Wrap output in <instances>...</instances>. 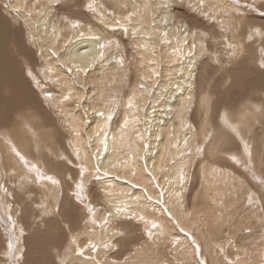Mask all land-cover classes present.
<instances>
[{"label": "rangeland", "instance_id": "1", "mask_svg": "<svg viewBox=\"0 0 264 264\" xmlns=\"http://www.w3.org/2000/svg\"><path fill=\"white\" fill-rule=\"evenodd\" d=\"M25 1L26 4H31V5H33L34 1H36L35 2L36 8L32 9L30 14H34L37 11L41 10V6H39L41 0H25ZM46 1H44L45 4L48 3L50 5H53V7H55V12L57 13V15L55 14L52 17L53 21L56 20L57 18H62L61 21L65 23L64 21L65 18L66 21L70 24V26L67 25L70 27L67 33L69 34L71 31V34L66 35L67 37L66 40L75 36V33L79 31L81 26H86L89 27V29L93 30L94 29L93 22L101 18L103 20L105 19V21H107L108 23L110 22L108 24L109 27L106 29L113 30V32H116L115 36H112L113 37L112 41L115 42L114 44L112 43L113 46H109V45L107 46L106 48L107 50H105V54L103 53L102 55L103 58L102 62L98 64V67H96V69L94 68L93 75L89 79H86V81H89L91 83V87H87L84 91V93L85 92L87 93L84 94L79 90H76L75 89L76 87H73L75 86V84L72 81L73 80L71 78L72 75L69 74L68 71L63 72L61 69H59L56 58H54L53 56L46 57L45 55H43L41 49L39 48V45L35 43V37L30 36V34L28 33V28L26 26V23L24 21H16L13 18L14 15L12 14V12L10 10L9 11L7 10L10 1L0 0V12L2 13L1 15L3 16L2 29L8 30L9 28L12 33H16L14 32V29L20 28L22 33L21 39H23L25 46L29 47L33 51V53L35 52V57H33L34 63L32 65L24 64L22 61L21 66L24 69V75L30 87L35 92L37 99L41 103V106L46 110V112H48V114H50L51 117L49 118H51L52 120L51 121L46 119V122H43V120L39 118L38 115L33 111L24 112L23 115H26L29 118H32L34 120L35 118H37L38 120L37 126L40 132L42 133V134H38V137L43 136V140L39 142V145L34 140L37 145L34 144V146L30 148L29 154L39 158L40 157L39 155H42L40 151H44L43 155L46 156V154H48L47 153L48 149L51 148L50 142H52V145L54 146V152L56 154V159H58L60 163L65 162L66 166L70 170L68 171V168L66 167L65 168L66 170H62L63 175L61 174V178H59L54 172L47 170L49 164L44 163V167H39L35 165L36 161L34 160V158L29 156L28 159L30 163H33L35 166L32 164L31 166L33 167L31 166L27 167L24 166V164H22L21 162L24 170L22 177H20L19 175L20 171H18L17 165H15V163L12 161L14 159V156L16 158L18 156L27 157L24 154V150L21 147V145L16 143L15 137L12 135L13 132L19 134V131L16 130V127H14L12 130H10L7 127H0V162L3 163L6 168H9L11 166H16V170H13L14 171L13 174L15 176L13 175L14 177H12L11 173H7V176H10V178H8L5 181V183L1 184L0 187V203L1 205L3 204L2 206L0 205L1 264H36L30 262L26 258L25 253L27 252V247H31L32 252L34 254L40 252L39 254L41 255L42 262L39 264H89V263L103 264L104 262L107 263L110 259H113L111 258V256L113 255L115 257L117 253L119 254L121 253L119 258L121 262H117L118 264H149V263L151 264L152 262H155L157 258H160L162 260L161 264H191L189 260L187 261L185 260L186 258L183 259V256L180 257L181 261L180 259H177V256L179 254H183V255L187 254L186 251L187 250L191 251L190 247L192 246L193 250H195L196 255L200 257L201 254L203 255V250H204L203 248L204 246L202 244L203 241L201 239L195 238L193 234H189L188 230L184 229L181 225H179V223L174 219V217L170 215L171 213H169V209L168 207H166L167 206L166 203L164 204L165 193L164 192L161 193L160 191L161 190L160 180L167 182L164 183L166 185L167 184L169 185V189L171 188V191L174 193V197L176 198L179 206L182 205L184 206V204L189 205V203H192L193 198L196 197L195 209L189 207L188 213L190 214L193 212L191 218L202 220L199 222V226L197 228H199L202 232L204 231V233L206 232L208 233L207 238L206 235L203 233V235H205L203 237L204 243H208V244L213 243L215 247H217V248H213L215 254H218V251L221 253L223 252L225 255V260H229L230 264H236L234 260H232L231 255L237 253L236 258H243L241 257L242 255L241 251H245L243 247H245L244 243H246V246L250 248L249 256L255 261L254 263H256V259H258L257 264H264V254H263L264 253V230H263L264 219L261 214L262 212H264V161L263 162L259 161L260 158L258 153L259 150H254L252 147L251 149H249L248 146H245L244 147L245 150L243 151L247 159L251 160V157L253 155L256 156V161H255L256 165L254 164L255 162H253L252 160L250 161L251 165L250 164L245 165L246 162L242 163L238 155L236 154L232 155L235 157L236 160L231 159L228 165L231 164L232 166H235L236 168H238V171L240 172V174L238 175L235 174L239 177L237 179L238 184L235 185L229 179L220 177L222 171L225 169H222V163L219 162L220 155H214L211 152V150L207 147V145L211 140V136L207 137L206 141L203 143L197 140V138L192 141L190 140L191 138L189 137L190 136L189 133L193 134L194 131L191 128L188 131V127L185 128L184 126L185 128V129L183 128L184 130L181 128L182 130L180 131L181 133V135H179L180 137L178 136L175 139L176 140L175 145L178 146H175V148L171 150L169 147L168 150H170L169 151L170 155L164 158L165 162L163 164L167 168L163 166L162 171L164 170L165 174H161L159 177L158 176L154 177L152 179V182H155L153 185L150 186V184L149 185L147 184L145 187L144 185H138V184L136 185L134 183H131V181L127 179H120L121 182L119 183L117 181L106 183V185H109L107 189L102 187L104 183H101L102 185H99V181L105 177H103L100 174L101 170L100 169H99L100 171L98 170L99 167H97V162H95L96 166H93L92 168V164L89 161L90 160L89 159L90 157L88 156L89 153H87L88 151L84 148L83 145L80 144L79 146L78 144L79 140L77 138L79 136L78 134L79 132L75 133L76 135L74 136L73 135L74 132L71 131L76 129H78V131L80 130V124L76 123L77 121L76 118L81 117L82 116L81 113H83L84 110L89 108H83L82 110V107H80L79 104L80 102H82L84 105H87L88 100H92V101L95 100L94 103L96 104V108L98 107L100 109L97 108L98 110L97 111L94 110V111L95 112L101 111V113L105 114L111 120L112 127H116V128L119 126L121 127L126 122L122 121L124 117L122 111L124 110V108L121 106L120 101L122 97H124V93L125 95L127 94V87L129 85L130 87H132L131 85L133 84L135 85L137 84V82L141 81L140 71H136V69L137 66H139L141 69H144L140 65V63L142 62V58L147 57L148 54L152 52L155 55L156 53L157 54L159 53L161 58H166V59L169 58V55H171L170 57H172L173 55L176 56L177 51H175L174 47L173 46L170 47V45L164 44V42H166L164 41L165 39H163L162 36L159 37L163 33L161 32V29H159L158 27L156 29L155 26V19L157 18V13L153 9L154 6L151 5L149 11L145 10L144 13L141 12L142 15H140L139 17L140 19H137L136 15L134 17V14L131 12L130 7L129 9L125 10L126 12L121 13L117 10V7L120 8V6L114 7V5L112 6V4L110 5V3H107L105 1L101 4L102 6L101 7L100 5H97L98 4L97 0H74L75 2L73 3L74 4L77 3V8L74 7L73 11H69V9L62 10L65 3L69 4L73 0H69L68 2H66V0H46ZM155 1L162 2L163 0H159V1L155 0ZM198 1L200 2L197 3ZM215 1L209 0L207 2V0L204 1L181 0V3H179L176 6V11H175L176 18L179 23L184 22L187 31L193 33H197V31L198 32L203 31L207 36V38L204 37V39H200V40H197L196 37H194L191 43L194 46V50H193L194 55L195 53L197 55L199 54L198 57L201 60L200 64L196 67L195 70L196 81L198 79V75L200 74L198 73L200 69V65L203 62L209 63L211 65V68L208 70L211 73L212 71L215 72L213 74L214 78H219L222 70H224L223 72H225L227 71V69H230L233 66V64H231L230 62L234 61L233 59L234 57H230V56L233 55L232 52H234L236 48L231 46L233 42H231L229 39H227L226 41L225 38L222 39L221 36H232V35L235 36L234 31H237L235 28L232 29V34H230L231 31L230 25L232 24L230 18L232 19V17H234V14L241 15L243 13L242 15L244 16L245 15L244 13L247 12L248 13L247 15L250 16V19H255L256 22L261 24V26L264 28V0H222V1L215 0ZM207 7L208 9H205ZM123 9H125V7ZM24 10L29 12V8L27 7H25ZM12 11L14 12L13 9ZM200 11L203 14L199 13ZM129 14H131V16H129ZM223 14L224 16H222ZM123 18L127 21L128 25L131 26L137 23L138 24L137 28H139L140 26L141 27L139 28V30L132 31L130 29L129 31L128 29L125 28L127 26L125 25L124 23L125 21ZM243 19L244 17L242 18L239 30L241 29L243 32H245V29H249L247 25H249L250 22L245 21ZM73 20L76 21L74 24L75 25L74 30L76 32L73 31V29L71 28L72 25L71 21ZM148 21L150 22L151 27L148 26ZM151 24H153V27ZM199 25H201L202 28L198 27ZM232 25L235 26L236 25L235 22ZM144 26L146 27V29ZM196 28H198V30ZM150 29L152 31H150ZM118 30H120L121 32L118 33L119 32ZM143 30H145L146 33ZM157 31L161 33H157L158 34L157 35L156 34ZM204 33L203 35L205 36ZM136 34L137 35L139 34L138 36L145 38L144 41L147 40L144 43L148 44V47L151 50L150 53H147L146 55L144 54L141 55L137 53L138 49L141 46H139V44L136 43L137 41L135 42V40L133 39ZM181 34H183V31L180 32V35ZM2 36H5L6 42H8L7 41L8 37H11V36L7 37V34L5 33H2ZM146 37L150 39H147ZM196 40L199 43L200 47L195 43ZM263 41L264 39H262V41H258V45H263L264 44L262 43ZM15 42H17V40ZM117 44H119V46H117ZM11 45L15 49H17L13 43ZM204 47L206 51L203 50ZM256 48H257L256 46L253 47V51H257ZM262 48L264 49V46H262ZM170 50L173 51L170 52ZM167 52L168 54L166 55ZM203 53L205 54V56ZM236 53L237 56L235 57L236 58L240 57L238 60L240 64H242V67L244 66V67H248V69L251 68L254 70L257 68L260 69L261 67V70H264V50L262 55L263 60H259L258 65L254 62L251 63L249 61V55H247L248 57L247 56L244 57V56H239L241 53L240 54L238 52ZM121 54H123V56ZM259 55L261 56L260 53ZM179 61L181 60L180 59L177 61L175 60L174 62L177 63ZM108 62L110 63L108 64ZM170 63L171 62H168V60H166L163 62V65L167 66L169 64L168 66H170L173 63V61L171 64ZM50 68L52 69V73L48 72ZM236 70H241V69H236ZM123 72L125 75H123ZM207 75H208L207 77L209 78L210 74ZM250 76H252V78L255 79L254 72L251 71ZM70 81L72 82L69 83ZM216 82L217 81H212V82H209L207 80L203 81L202 87L204 86L203 89L205 90L208 89L207 91H210L211 89L214 88L212 86L213 83L215 84ZM219 83L220 82L218 81L216 84ZM102 84L104 85L102 86ZM95 86L97 88H95ZM222 86L217 87L218 91L223 92V90L228 88L229 83L228 86L226 85L223 88ZM63 88H65V91L68 95L65 97L64 103L62 104L57 99V96L60 95L61 90ZM100 88L103 91H100ZM261 88H264V83L261 84ZM246 89L247 87H245L244 91ZM236 92H237L236 88L231 91L233 95V99H236L237 97ZM99 93H101L102 95ZM214 98L215 96L212 97V99ZM75 99L76 100L79 99L78 100L79 103ZM184 104L185 103L183 104L181 103L178 108L184 110V106H185ZM187 104L191 105V103H187ZM185 109L190 110L189 121H190V125L194 127L196 125L195 103L192 104V109L186 108V106ZM66 113L68 117L65 115ZM73 115L76 117L74 118ZM17 121L21 122V118H19ZM33 122L34 121H31L30 125H32ZM68 125L69 127H67ZM76 125L79 128L76 127ZM71 128H76V129H71ZM46 132L51 133V135H53L52 140L50 139L47 142L44 141V133ZM28 134L29 132L24 131L25 138L28 141L33 140L31 135ZM68 134H71L72 137L70 138L69 136L71 135ZM7 137H9L8 138L10 139L9 141L5 140ZM71 142L72 144L74 143L73 146ZM11 144H13L14 146V151H15L14 154H11L12 153V149L10 150ZM71 147H73L74 149ZM80 147L82 148L80 149ZM75 148H78V150H76ZM83 149L84 152L81 151ZM79 151H81L82 155H80L81 153ZM5 152L7 154H5ZM7 155H9L11 159L7 160ZM131 156H132L131 158L133 159V160L131 159L132 166L134 167V170H132V172L137 177L136 168L139 165H137L138 163L134 165V162H138V159L136 155H131ZM48 157H49L48 159H53L52 156L51 158L50 156ZM213 164L217 166H213ZM168 166H170V168ZM121 167L122 170L121 169L120 170L123 172L121 171L120 172L125 173L123 170L125 166L121 165ZM210 168L214 170L218 169L219 171L216 170L217 173L214 172L211 175ZM28 169H30V171ZM96 170L97 173L99 174L96 173ZM176 171H178V174L176 173ZM181 172L183 173V175L181 174ZM217 174L218 176L220 175L218 179L221 182H223L220 183V186L225 187V188L223 187L225 194L222 195L221 197L222 200L221 205H218V203L212 200L211 197L208 198L205 195V191L207 190L208 185H211L209 184V181L212 183L213 179L215 178V175ZM163 175L165 177H163ZM25 176H27L28 178ZM63 176H66L65 181L70 183L69 186H71L72 188V191L70 192V196L72 198L71 200L72 202H75V204L73 203L74 206L73 209H75L74 210L75 213L71 217L72 221L71 220L68 221V224H65L62 216H59L58 219L56 218L58 216L59 205L61 204L60 203L61 198L64 197L66 194L69 195L68 190L70 188L68 190L67 189L63 190V187H66L64 181L62 180ZM182 177L183 180H181ZM176 178L179 179L177 180ZM174 179H176L178 182ZM122 180L123 182L124 181L125 182L123 183ZM29 181L30 183H28ZM40 181H42V183ZM110 181H112V179ZM126 183H129V185L128 184L125 185ZM77 185H79V187H77ZM121 185H124L123 188L126 187L124 188L126 191L123 188H120L122 187ZM116 186H120V187L118 188ZM172 186L174 187L172 188ZM58 187L61 190H59ZM245 188L246 190L248 188L249 192H247ZM111 189L113 191H111ZM116 189L117 192L114 191ZM55 190L57 191L56 193ZM78 192L81 194L78 195ZM210 193L214 195L212 190L209 191V194ZM58 194L61 196H59ZM120 194H122L121 197ZM3 197H5V200ZM75 197H77V200L75 199ZM46 205L49 208L46 207L47 209H45ZM55 206H57V208ZM88 206L91 208H89ZM111 208L115 209L114 213L118 215L115 221L109 217ZM233 209H235V211ZM215 211H220V214L223 216L227 215L226 216L227 219H230L232 217L233 212H236L238 221H240L239 224L241 226V231L236 230L234 232V226H231L230 224V232L227 228L222 229L223 240H220V238L216 239L218 238L217 233H219V230H221V228L219 229L218 228L219 225L213 222L212 220H210L211 216H209L210 212L213 213ZM104 212L106 213V215ZM48 213L49 215H46ZM248 214L250 216H248ZM16 215L19 216L17 217L18 219L16 218ZM8 216L10 219L8 218ZM256 217L260 221L261 225L258 224V220L256 219ZM55 218H56L55 222L59 223V226L56 223L57 227L53 225L48 229L47 227L48 223L52 222L51 220H54ZM191 218L188 221H190ZM250 219L252 220V222ZM17 220H19L20 222ZM124 222L126 225H123L122 228H125V230L118 231L116 228L117 223L119 224ZM27 224L29 225L30 228L26 227ZM249 224L252 225L250 226ZM96 226L99 227L97 228ZM112 227L113 229H111ZM252 229L253 230L255 229L254 232ZM21 230H23L24 232ZM215 231L217 236L215 235ZM157 232H159V234ZM232 233L235 234L236 236L238 234L235 242L233 241L234 235H232ZM250 236L253 237L250 238ZM18 237H20L21 240L19 239L18 242H16ZM28 238L31 239L27 240ZM244 238L246 241H244ZM89 239L94 240L96 243L94 245H91L90 248L88 247L86 248V246L83 248V245H85L87 240ZM232 241L235 243V245L232 243ZM8 243H10L9 252L7 253V255H4V251ZM227 243L229 245L228 247H225V244ZM257 246L260 247L258 248ZM240 248L241 251L238 250ZM35 250H37V252ZM20 251L22 253L19 254ZM198 256L197 259L201 264H209L208 256H206V254L203 256L206 257L204 258L205 261L200 260ZM84 260L86 263L84 262ZM115 260L116 259H113V261ZM240 260L242 261L243 259ZM249 261L253 263V261L251 260ZM249 261L248 263H250Z\"/></svg>", "mask_w": 264, "mask_h": 264}, {"label": "bare ground", "instance_id": "2", "mask_svg": "<svg viewBox=\"0 0 264 264\" xmlns=\"http://www.w3.org/2000/svg\"><path fill=\"white\" fill-rule=\"evenodd\" d=\"M9 1H10V4H9L7 10L8 11L10 10L12 12V14L14 15L13 18L16 21H24L26 23V26L28 28V33L30 34V36L35 37V43H37L39 45V48L41 49L43 55H45L46 57L53 56L54 58H56L57 62H58L59 69H61L63 72L68 71L69 74L72 75L71 78L73 79L72 81L75 84V86H73V87H76L75 89L79 90L82 93H84V91L87 87H91V83L89 81H86V79H89L93 75L94 68L96 69V67H98V64L100 62H102V59H103L102 55H103V53L105 54V50H107L106 49L107 46L108 45L113 46L112 43L114 44V42H115V41H112V39H113L112 36H115L116 32H113V30L106 29L109 27L108 24L110 22L108 23L107 21H105V19L103 20V19L99 18L98 20H95L93 22V25H94L93 30L89 29V27L81 26L79 31L76 32L74 30V28H75L74 24L76 21L73 20V21H71L72 22L71 28L73 29V31L76 32L75 36L66 40L67 39L66 35L71 34V31L69 34L67 33L69 31L70 24L66 21L65 18H64L65 23L61 21L62 18H57L56 20L53 21L52 17L55 14L57 15V13L55 12V7H53V5H50L48 3L47 4L44 3V1H46V0H41L40 4L38 3L39 6H41V10L37 11L34 14H30V12L32 9L36 8V5H35L36 1H34V3L31 1L33 3V5L26 4L25 0H9ZM68 1L69 0H66V2H68ZM104 1L107 3H110V5L112 4V6L114 5V7L120 6V8L117 7V10L121 13L126 12L125 10L129 9V7H130L131 12L134 14V17L136 15L137 19H140L139 17H140V15H142L141 12L144 13L145 10L149 11L150 10L149 8H151V5H153L154 6L153 9L157 13V18L156 19L153 18V19H155L156 29L158 27L159 29H161V32L163 33L161 35L159 34L160 35L159 37L162 36V38L165 39L164 41H166V42H164V44L170 45V47H172V46L174 47L175 51H177V54L176 53H174V54H176L177 57L175 55L170 57L171 55H169V58L166 59V58H161L159 53L158 54L156 53V55L153 52L150 53L151 50L149 49L148 44L144 43L147 40L144 41L145 38L138 36L139 34L135 35V37L133 39L135 40V42L137 41L136 43H138L139 46H141L138 49L137 53H139L141 55L142 54L146 55L147 53H150L152 55L148 54L147 57L142 58V62L140 63V65L144 69H141L139 66H137V69H136V71H140L141 81L137 82V84H135V85L134 84L131 85L132 87H130V85H129L127 87V94L125 95V93H124L125 98L122 97V99L120 101L121 106L124 108V110L122 111V113L124 115L122 121L126 122L121 127L120 126L117 128L112 127L111 120L105 114L101 113V111L100 112L98 111L99 113L95 112L98 109H100L98 107H97L98 109L96 108V104L94 103L95 100H93V101L88 100L87 105H84L82 102H80L79 105H80V107H82V110H83V108H89V109L84 110L83 113L80 112L82 115L81 117H78V115H77L78 118H76L77 119L76 123L80 124V130L78 131V129H76V128H71V129H76V130H71V131L74 132V134H73L74 136L76 135L75 133L79 132L78 133L79 136L77 138L79 140L78 141L79 146H80V144L83 145L84 148L88 151L87 153H89V155L87 153L86 154L90 157L89 161L92 164V168H93V166H96L95 162H97V167H99L98 170L99 169L101 170V171L99 170L101 172L100 174L103 177H105L99 181V185H102L101 183H104V185H102V187L108 189L109 185H106V183H108V182L111 183L113 181H117L119 183V182H121L120 179H127V180L131 181V183H134L136 185L137 184L138 185H144L145 187L147 184L148 185L150 184V186L153 185L155 183V182H152V179L154 177H157V176L159 177L161 174H165L164 173L165 171L164 170L162 171V167L164 166L163 163L165 162L164 158H166V156L170 155L169 151L171 149H174L175 146H178V145H175V143H176L175 139L179 135H181L180 131L184 128V126H185V128L188 127V131L190 128L194 131L193 134L195 136L189 132H186V133H189V135H190L189 137L191 138L190 140H192V141L197 138V140H199L203 143L206 141L207 137L211 136V140H210L209 144L207 145V147L211 150V152L214 155H220L219 156V159H220L219 162L222 163V169H225L222 171L221 176L220 175L219 176L222 178L229 179L235 185L238 184L237 179L239 177L237 175L240 174V172L238 171V168H236L235 166H232L231 164L228 165V163L231 159L236 160L235 157L232 155H234V154L238 155V157L242 163L246 162L245 165H248V164L251 165L250 161L252 160L253 162H255L256 156L253 155L254 157L252 156L251 160L247 159V157L243 153V151L245 150L244 147L248 146L249 149H251V147H252L254 150H259L258 151L259 156H260L259 161H261V162L264 161V88H261V84L264 83V70H261V67H260V69L257 68L255 70L251 69V68L248 69V67H244V66L242 67V64H240V62L238 60L240 57L236 58L235 56H237L236 52H238L239 54L241 53L239 56L246 57L247 55H249V61L251 63L254 62L258 65L259 60H263L262 55H263L264 49L262 48V46H264V44L258 45V41H262V39H264V28L261 26V24L257 23L255 19H250V16L247 15L248 14L247 12L244 13L245 14L244 16L242 15L243 13L241 14L242 16L234 14V17H232V19L230 18V20H231L232 24L235 22L236 25L235 26L232 24L230 25V27H231L230 28L231 29L230 34H232V29L235 28L237 30V31H234L235 36H233V35L232 36H221L222 39L225 38L226 41H227V39H229L231 42H233V44L231 46L236 48L234 50V52H232L233 55L230 56V57H234L233 58L234 61L230 62L231 64H233V66L230 69H227V71H225V72H223L224 70H222L219 78H214L213 74L215 72L212 71V73H211L208 70L211 68V65L209 63L203 62L200 65V69L198 68L199 69L198 73H200V74L198 75V79L196 81V77H195L196 71L195 70H196V67L200 64L201 60L198 57L199 54L197 55L195 53V55H194V53H193L194 46L191 43H192L194 37H196L197 40H200V39H204V37L207 38V36L203 31L202 32L205 34V36L203 35V33L201 31H200L201 33L198 31H197V33L189 32L186 30V25H184V22H181V23L178 22V20L176 18L175 11H176V6L179 3H181V0H163L162 2H157L155 0H134V1L133 0H97V2H98L97 5L101 6V4ZM208 1L209 0H207V2ZM220 1H222V0H220ZM73 2H75V1L73 0L69 4L65 3L62 10L69 9V11H73L74 7L77 8V3L74 4ZM199 2L200 1H198L197 3H199ZM215 3H216V1H215ZM227 4H229V3H227ZM217 6H219V5H217ZM25 7L29 8V12L24 10ZM124 7H125V9H123ZM203 7H202V9H203ZM20 8H23V9H20ZM217 8H219V7H217ZM235 8H237V7H235ZM12 9L14 10V12L12 11ZM205 9H208V7ZM232 9H234V8H232ZM106 11H108V10H106ZM115 12H117V11H115ZM241 12H242V10H241ZM199 13H201V11ZM1 14L2 13L0 12V127H7L10 130H12L14 127H16V130L19 131V134H16V132H13L12 135L15 137L16 143L21 145V147L24 150V154L27 156V157L18 156L17 158L14 156V159L12 161L15 163V165H17L18 171H20V173H19L20 177H22L23 170H24V168L22 167V164H24V166H27V167H29L33 164V163H30V161L28 159V157L30 156V157L34 158V160L36 161L35 165H37L39 167H44V163L49 164V166H48L49 169L47 168V170L54 172L59 178H61V174L63 172L62 170H66L65 168L67 166H66L65 162L60 163L58 161V159H56V154L54 152V146L52 145V142H50L51 148L48 149V151L45 149L48 153V154H46V156L43 155L44 151H40V153H42V155H39L40 156L39 158L29 154L30 148L33 147L34 144H36V143L39 145V142L41 140H43V136L38 137V134H42V133L40 132V130L37 126V124H38L37 118L34 117L35 120L32 118H29L26 115H23L24 112L33 111L34 113H36L38 115L39 118H41L43 120V122H46V119L51 120V118H49L51 116L41 106V103L37 99L35 92L32 90L28 81L26 80L25 75H24V69L21 66L22 61L24 64L32 65L34 63L33 57H35V52L33 53V51L29 47L25 46L23 39H21L22 33H21L20 28L14 29V32H16V33H12L9 28H8V30L2 29L3 16ZM201 14H203V13H201ZM152 15H154V14H152ZM217 15H219V14H217ZM129 16H131V14H129ZM222 16H224V14ZM220 17H221V15H220ZM243 17H244L243 20L250 22V24L247 25V27L249 29H245V32H243L241 29L239 30V27H240V24H241ZM213 19H214V17H213ZM121 21H122V19H121ZM124 21L123 22L127 26L125 28L128 29L129 31H130V29L132 31L133 30H139V28L141 27L140 26L139 28H137L138 27L137 23L130 26V25H128V23L125 19H124ZM208 22H209V20H208ZM219 22H220V20H219ZM210 23H212V22H210ZM119 24H120V22H119ZM67 25H69V26H67ZM151 25L153 27V24H151ZM148 26L151 27L149 21H148ZM253 26H256V27H253ZM198 27H201V25H199ZM255 28H257V29H255ZM145 29H146V27H145ZM196 29L198 30V28H196ZM115 31H117V30H115ZM118 31H119L118 33L121 32L120 30H118ZM143 31L145 32V30H143ZM150 31H152V30L150 29ZM181 31H183V34L180 35ZM147 32H149V31H147ZM161 32L157 31L156 34L161 33ZM2 33L7 34V37L11 36V37H8V40H7L8 42H6V38H5V36H2ZM226 33H228V32H226ZM108 35H111V36H108ZM2 37H3V40H2ZM147 39H150V38H147ZM16 40H17V42H15ZM197 40L195 43L200 47ZM161 41H163V40H161ZM194 41H195V39H194ZM12 43L14 44V46L17 49L12 47V45H11ZM262 43H264V41ZM117 46H119V44H117ZM255 46L257 47L256 48L257 51H253V47H255ZM116 49H118V48H116ZM14 50H16V51H14ZM203 50H205V47ZM153 51H155V50H153ZM165 51H166V49H165ZM172 51L170 50V52H172ZM259 53L261 54V56L259 55ZM167 54H168V52L166 53V55ZM121 55L123 56V54H121ZM204 56H205V54H204ZM179 59L181 61H179L177 63L174 62L175 60L177 61ZM166 60H168V62H171V63L173 61L174 66H173V63L172 64L170 63L171 64L170 66H168L169 64L167 66L163 65V62ZM140 61H141V59H140ZM109 63L110 62H108V64ZM106 67H107V65H106ZM174 67H176L178 70ZM236 69H241V70H236ZM55 71H58V70H55ZM251 71L255 73V79H253L252 76H250ZM48 72L52 73V69L50 68V70ZM85 72H88V73H85ZM207 74H210L209 78L207 77L208 76ZM123 75H125L124 72H123ZM54 77H55V75H54ZM206 80L209 82H212V81L218 82L219 81L220 83L219 84H216L217 82L215 84L213 83L212 86L214 88L212 87L213 89H211L210 91H207L208 89L205 90V89H203L204 86L202 87L203 81H206ZM72 81H70L69 83H71ZM228 83H229V86H228ZM103 85L104 84H102V86ZM226 85L228 86V88L223 90V92L218 91L217 87L222 86V88H223ZM84 86H86V87H84ZM245 87H247V89L244 91ZM95 88H97V87L95 86ZM235 88L237 90V92H236L237 97H236V99H233V95H232L231 91ZM100 91H103V90H101V88H100ZM67 92H68V90H67ZM85 93H87V92H85ZM99 94H101V93H99ZM67 95L68 94L66 93L65 88H63L61 90L60 95L57 96V99L59 100L60 103L63 104L64 99ZM213 96H215L214 99H212ZM93 98H95V97H93ZM78 100H76V101L78 102ZM181 103L182 104L185 103L184 105L186 106V108H191V109H192V104L195 103V112H196V118H195L196 121L195 122H196V125L194 127L190 125V121H189V111L190 110L185 109V106H184V110H181L180 108H178ZM187 103H191V105H188ZM78 109H80V108H78ZM91 111H93V112H91ZM65 115L67 116V113ZM75 117L76 116H74V118ZM19 118H21V122L17 121ZM31 121H34L32 125H30ZM77 125H76V127H78ZM67 127H69V125ZM71 127H72V125H71ZM24 131L29 132L28 135H31L33 140L28 141L24 136ZM182 134H184V133H182ZM68 135H71V134H68ZM192 135H193V137H192ZM52 136L53 135H51V133H48V132L44 133V141L47 142L50 139L52 140ZM69 137L71 138L72 135ZM8 138L9 137H7L5 140L9 141L10 139H8ZM73 138H76V137H73ZM34 140L36 141V143ZM70 141H71V139H70ZM71 144H72V142H71ZM73 144H72V146H73ZM169 147H170V150H168ZM71 148H73V147H71ZM81 148L82 147H80V149ZM11 149H12L11 154H14L15 151H14L13 144H11V146H10V150ZM75 149L78 150V148H75ZM185 149H187V148H185ZM34 150H36V149H34ZM81 151L84 152V149ZM81 151H79V152L81 153ZM79 152H78V154H79ZM5 154H7V153L5 152ZM47 155L50 156V158L52 156L53 159H48L49 157ZM71 155H72V153H71ZM80 155H82V153ZM131 155H136V157L138 159V162H134V165L137 163H138L137 165H139L136 168L137 177L132 172V170H134V167L132 166V161H131L132 156ZM79 158H80V156H79ZM85 158H83V159H85ZM8 159H11L9 157V155H7V160ZM21 162H22V164H21ZM254 164L256 165V162ZM121 165L125 166V168L123 169L125 173H121V172H123V171H121L122 170ZM170 166H168V167L170 168ZM213 166H217V165L213 164ZM218 166H220V165H218ZM27 167H26V169H27ZM31 167H33V166H31ZM164 167H166V166H164ZM87 168H88V166H87ZM210 169H211V175L214 172L217 173L216 170H218V169H216V170H214L212 168H210ZM13 170H16V166H11L9 168H6L5 165L0 162V187H1V184L5 183V181L8 178H10V176H7V173H11L12 177L15 176L13 174V172H14ZM28 170L30 171V169H28ZM28 170H27V172H28ZM37 170H39V169H37ZM68 171H70L69 168H68ZM235 172H237V173H235ZM96 173H97V170H96ZM176 173L178 174V171H176ZM97 174H99V173H97ZM181 174L183 175L182 172H181ZM235 174H237V175H235ZM35 175H33V176H35ZM219 176H218V174L215 175V178L213 179L212 183L209 181V184H211V185H208V188L205 191V195L208 198L211 197L212 200H214L216 203H218V205H221V202H222L221 197H222V195L225 194V191L223 189L224 186H220V183H223V182H221L218 179ZM25 177H27V176H25ZM134 177H135V180H134ZM163 177H165V176L163 175ZM210 178H211V176H210ZM65 179H66V176H63L62 180L64 181V184L66 186V187H63V190H65V189L68 190L70 188L68 190L69 195L66 194L64 197L61 198V202L59 201L61 204L59 205L58 216L56 218L58 219L59 216H62L65 224H68V221H70V220L72 221L71 217L75 213V211H74L75 209H73L74 208L73 203L75 204V202H72V200H71L72 198L70 196V192L72 191V188H71V186H69L70 183L66 182ZM111 179H112V181H110ZM176 179H174V180H176ZM20 180H21V178H20ZM181 180H183V177ZM181 180H180V182H181ZM160 181H161L160 182V187H161L160 191H161V193H163V192L165 193L164 204L166 203L167 206L166 205L165 206L168 207L169 213H171L170 215L174 217V219L179 223V225H181L184 229H187L189 234H193L195 238L201 239L203 241L202 244L204 246L203 247L204 250L201 249V250H203V255L201 254L200 257L198 255H196L195 250H193V248L191 246L190 247L191 251L187 250L186 251L187 254H184V255L179 254L177 256V259H180V257L183 256V259L186 258L185 260L186 261L189 260L191 264H201L199 262V260L197 259V256L199 257L200 260L203 261L204 258H206L203 256L206 254V256H208L209 264H230L229 260H225V255L223 252L221 253L218 251V254L214 253L213 248H217V247H215V245L213 243H210V244L204 243L203 237L206 235V238H207L208 233L207 232L204 233V231L202 232L199 228H197L199 226V222L202 220H199L196 218H191V215L193 214V212L190 214L188 213L189 207H191L192 209H195V198L196 197L193 198L192 203H189V205L184 204V206L183 205L179 206L176 198L174 197V193L171 191V188L169 189V185L165 184L167 182H165L163 180H160ZM222 181H224V180H222ZM40 182L42 183V181H40ZM122 182H123V180H122ZM28 183H30V181ZM127 184L129 185V183H126L125 185H127ZM25 185H26V183H25ZM121 186L122 187H120V186H116V187L123 188L124 185H121ZM28 187H30V186H28ZM51 187H53V186H51ZM173 187L174 186H172V188ZM124 188H126V187H124ZM58 189L61 190L59 187H58ZM131 189H132V187H131ZM210 190L213 191L214 195L211 193H210L211 195L209 194ZM245 190H246V188H245ZM111 191H113V190L111 189ZM114 191L117 192V189ZM246 191L249 192V189L247 188ZM56 192L57 191L55 190V193ZM127 192H126V194H127ZM52 193H54V192H52ZM80 194L81 193L78 192V195H80ZM105 194H106V192H105ZM226 194H227V192H226ZM59 196H61V195H59ZM82 196H84V195H82ZM121 196H122V194H120V197ZM3 198L5 200V197H3ZM123 198H124V196H123ZM202 198H204V197H202ZM21 199H22V197H21ZM75 199L77 200V197H75ZM55 203H56V201H55ZM86 204H88V203H86ZM0 205H1V203H0ZM46 207H47V205L45 206V209L49 208V207H47V208ZM55 207L57 208V206H55ZM89 208H91V207H89ZM115 208H117V207H115ZM213 208H215V207H213ZM253 209H254V207H253ZM114 210L115 209H112V208L110 209V216L109 217L115 221L117 219L118 215L114 213ZM233 210L235 211V209H233ZM49 213H50V211H49ZM49 213L46 215H49ZM261 214H262V217L264 219V212H262ZM102 215H104V214H102ZM105 215H106V213H105ZM41 216H42V214H41ZM96 216H97V214H96ZM209 216H211L210 220H212L213 222L218 224L219 229L221 228V230H219V233H217L218 238L214 237L216 239L220 238V240H223L222 229L227 228L230 232V224H231V226H234V232L236 230L241 231V226L239 224L240 221H238V217H237L236 212H233L232 217L230 219H227V217H226L227 215L226 216L221 215L220 211H215L213 213L210 212ZM248 216H250V215L248 214ZM17 217H19V216L16 215V218ZM52 217H53V215H52ZM8 218H9V216H8ZM21 218H23V217H21ZM56 218L54 220H51L52 222L48 223V225H47L48 229H49V227H52L53 225L57 227V225H56L57 222H55ZM190 218H191V220L188 221ZM197 218H199V217H197ZM256 219H257V217H256ZM14 220H15V218H14ZM17 221H19V220H17ZM254 221H256V220H254ZM251 222H252V220H251ZM98 223H100V222H98ZM57 224L59 226V223H57ZM258 224L261 225L259 220H258ZM123 225H126L125 222L119 223V224L117 223V225H116L117 230L118 231L125 230V228H122ZM256 225H257V222H256ZM22 226H21V228H22ZM93 226H95V225H93ZM26 227L30 228L28 224ZM111 229H113V227ZM254 230H253V232H254ZM263 230H264V228H263ZM21 231H23V230H21ZM191 231H193V232H191ZM157 233L159 234V232H157ZM203 233L205 235H203ZM215 235H216V231H215ZM232 235H234L233 241L235 242L238 234L236 236L235 234L232 233ZM90 237H91V235H90ZM102 237H101V240H102ZM252 237L253 236H250V238H252ZM19 239L21 240V238L18 237L16 242H18ZM29 239H31V238H28L27 240H29ZM86 239H87V237H86ZM80 241H81V238H80ZM233 241H232V243L235 245V243ZM244 241H246L245 238H244ZM134 242H135V240H134ZM95 243L96 242L94 240L89 239V240H87L86 244L83 245V248L85 246H86V248L87 247L90 248V246L94 245ZM202 244H199V245H202ZM21 245H22V243H21ZM228 245H229L228 243L225 244V247H228ZM244 245H245V247H243V248L245 249V251H241V248L238 249L239 251L242 252V255L241 254L240 255L243 258H236L237 253H234L231 255L232 260H234V262L236 264H257L258 259H256V263H254L255 261L249 256V253H250L249 249L250 248L248 246H246V243H244ZM112 246H114V245H112ZM9 247H10V243L7 244V247L4 251V255H7V253L9 252ZM22 247H23V245H22ZM257 247L259 248L260 246H257ZM101 248H102V246H101ZM35 251L37 252V250H35ZM20 253H22V252L20 251L19 254ZM39 253L34 254L32 252V248L27 247V252L25 253V256L30 262L39 264L42 262L41 255ZM120 255H121V253L120 254L117 253L115 255V257L112 255L111 258L116 259V260L113 261V259H110L107 263L104 262L103 264H118L117 262H121L119 259ZM237 259H239V260H237ZM240 259H243V260L241 261ZM249 260L253 261V263L250 262ZM180 261H181V259H180ZM248 261L250 263H248ZM84 262H85V260H84ZM161 263H162V260L160 258H157L155 260V262H152L151 264H161ZM0 264H1V262H0Z\"/></svg>", "mask_w": 264, "mask_h": 264}, {"label": "snow or ice", "instance_id": "3", "mask_svg": "<svg viewBox=\"0 0 264 264\" xmlns=\"http://www.w3.org/2000/svg\"><path fill=\"white\" fill-rule=\"evenodd\" d=\"M51 179V178H50ZM55 182V181H54ZM77 187H79V185H77Z\"/></svg>", "mask_w": 264, "mask_h": 264}]
</instances>
